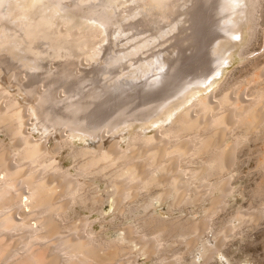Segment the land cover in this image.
Instances as JSON below:
<instances>
[{
    "label": "bare ground",
    "instance_id": "1",
    "mask_svg": "<svg viewBox=\"0 0 264 264\" xmlns=\"http://www.w3.org/2000/svg\"><path fill=\"white\" fill-rule=\"evenodd\" d=\"M262 1L0 0V76L7 79L0 83V129L8 139L0 141V264H131L122 260L132 254L131 242L144 262L181 264L190 253L186 264H207L233 230L264 219L259 204L236 212L212 243L201 238L233 195L226 176L247 142L257 145L260 176L251 198L264 201V69L235 83L217 79L241 29L251 46ZM198 30L202 41L193 46ZM177 63L184 75L163 102L116 110V118L111 113L100 123L87 116L108 94L95 87L110 67L119 66L116 98L130 102L161 89ZM97 65L102 69L88 74ZM87 83L92 91L79 89ZM9 85L16 87L12 95ZM18 96L31 101L20 106ZM57 130L62 135L47 147ZM101 178L105 193L96 190ZM185 204H201V216L182 217ZM76 207L100 216L113 208L110 214L135 216L136 223L105 241L90 231L88 217L68 220ZM167 243L178 244L172 261L159 254Z\"/></svg>",
    "mask_w": 264,
    "mask_h": 264
},
{
    "label": "rangeland",
    "instance_id": "2",
    "mask_svg": "<svg viewBox=\"0 0 264 264\" xmlns=\"http://www.w3.org/2000/svg\"><path fill=\"white\" fill-rule=\"evenodd\" d=\"M259 12L257 14L258 15V18H257L258 23L256 26L255 35H254L255 37H253L251 44L249 43L251 46H249V48H247L248 44L245 41L246 32L244 30L245 33H243V29H241L237 33V37H235L232 41L233 43H232V50L231 51H233V52L231 54H230L231 51L227 52L226 55L227 56L230 55L229 59H227L226 62H223V67H222L223 71L221 72V74L219 73L217 75V79L220 78L219 80H224V78L225 79L229 78V80H231V83L232 82L235 83L237 80L242 79V77L245 74H247L248 72H250L252 69L254 70V72H260L262 69H264V57H263L264 56V0L262 1V6L260 7ZM213 22L214 21H212V23ZM210 23L211 22L208 21L207 23H205V25L208 26ZM211 26H214V25L211 24ZM211 29H215V27L211 28ZM232 31H235V30H232ZM198 35H199L198 36L199 38L196 39V43L193 44V46L199 45L200 41H202L201 30H198ZM212 35H214V34H212ZM201 44L203 45L204 42H201ZM246 44H247V47H246ZM108 45H110V44H108ZM168 45L169 44H167V45L165 44L166 47ZM186 46L187 45L182 44L181 48L185 49ZM238 46H240V47H238ZM245 47L247 48L246 51H248L249 53L246 56L239 57V53L241 51H243V49H246ZM107 49H109V48H107ZM172 50L173 49H170V48L168 49L169 52L170 51L172 52ZM105 51L106 52L108 51V53H110L109 56H107L108 58L110 56H113V55H111L110 50H105ZM105 51H104V53L106 55L107 53ZM199 54L203 56V52L201 53V51H199ZM202 58H203V60H205V55ZM180 66H181V63H179V64L177 63L174 74L171 75V78L169 79V81L164 86L160 87L161 89H157V91L153 90V91H151L150 94H149V92L140 93V94H138L140 96L136 95V97L133 98L134 100L132 99V100H130V102H126V98L125 99L124 98H122V99L116 98L117 93H116L115 87L118 86V87H116L118 90H120V87L122 88V85H120V81L116 80L118 78L117 76L119 75L118 74L119 66L118 67L117 66L110 67L109 68L110 71L108 73H105L104 75H101V76L99 75L100 78H103L105 76L104 81L101 82L102 86H100V88H99V84H96L97 86L95 85L96 86L95 88L99 89V91L102 88L103 91L106 90V92H108V94L104 96L105 99L102 97V98L98 99L99 101L96 100V103L92 107L89 108L90 110L88 111L87 116H89L91 114L90 116H92V117L89 116L91 118V120L100 123V122L104 121L105 118L112 117L111 113H113L116 110H120V111L129 110L128 112H130V111L138 112L141 109L142 110L147 109V108L152 107V105L155 106V105L163 102L171 94H173L180 86L181 76L184 75V74L182 75L180 70H178L180 68ZM207 66H209V67L211 66V63L209 61L206 63V67ZM102 67L103 66L97 65L96 67L92 68L93 70H91L90 73H88V74H90V75L95 74L96 71L98 69H102ZM65 70H68L70 72L71 69L67 66V67H65ZM107 74H109V75H107ZM5 75L6 74L3 72L0 76V83L1 84L4 83V79L7 80L6 78H4ZM106 81H108V82H106ZM89 84L90 83H87V84H84L83 86L80 84L81 86L80 85H77V86L78 87L80 86L79 89H81V88L85 89L86 88L85 90L83 89V92L84 91L85 92L92 91V90H90ZM15 88L16 87H12L9 85V87L7 88L8 94L12 95V93H14V91H15ZM245 89H247V88H245ZM241 90H243V89L241 88ZM210 91H211V89L208 92H210ZM77 92H78V89H77ZM147 94L150 96H147ZM108 98H110V99H108ZM157 98L159 100H156ZM160 98H161V100H160ZM18 99L20 101V103H19L20 106H27L29 104V102L31 101V99L29 97L26 98V96L25 97L24 96H18ZM152 99L154 100V102ZM145 100H146V102H144ZM149 100H150V102H149ZM149 103H150V105H149ZM144 104L145 105L147 104V105L143 106ZM133 106L136 107L137 109L134 108ZM95 109H97V110L95 111ZM95 113L97 115H95ZM113 114H114V116L112 117V119L116 118L115 116H117V115H115V113H113ZM22 115H24V113H22ZM119 118H121V116ZM118 119L114 120V121H118ZM28 123L30 124L31 121ZM29 129H30V127H29ZM31 129L32 130H30V131H32V132L34 130L33 135H32L33 138L38 139L40 136V135H38V133L40 134V132H38L36 130V128H34V127H32ZM52 135H54V136H52ZM52 135L49 137V138L53 137L52 139H49V138L47 139V147L49 146V144L56 143L58 141V139L60 138V136L62 135V132H61V130H57V131H54L52 133ZM55 135H56V138H58L57 140L55 139ZM7 140L8 139H7L6 135L0 129V141L7 142ZM50 140H51V142H50ZM87 143H91V141H88ZM246 144H247V146H246ZM246 144H245L246 147L243 146V148L241 149L242 151L239 150L240 152L239 153L237 152V154H236V165L233 169L235 171H233L230 176H226L224 174L230 180V181L228 180L229 181L228 187L230 189L232 188L233 195L229 198H226V200H225V206L226 207L224 206L225 209L217 212L216 215L214 217H212V220L210 221L211 225H210L209 229L201 237L203 239V242H205V243H208V244L212 243L213 242V236H212L213 233L217 230V228L219 229V227L221 225L230 224L232 222V218L236 212H246V211L249 212V211L256 210V207H258L259 204H263V206H264V201L262 200L263 197L251 198L252 191L255 187V184L259 181V177H260V176H258L259 174L255 170L256 168H254L255 163H256L255 157L257 156L256 155L257 154V149H256L257 145H255L252 142H251V145H249V142H247ZM62 151H63V149H62ZM63 154H65V152ZM58 155L61 156L60 153ZM60 161H61L62 167H67L69 165V161H62L61 159H60ZM1 177H2V175L0 174V178ZM101 180H102V178H101ZM104 180H106V179L103 178V180H102L103 184H100V186H98V188H96V190H98V191H102L103 189L106 190L105 187H107L108 182H106V184H105ZM108 191H110V190H108ZM103 192L105 193V191H102V193ZM151 192H152V189H151ZM151 192L149 191V194ZM21 201H24V199L22 198ZM194 205H196V204H194ZM198 205L200 206L201 204H197V207L196 206L192 207L193 205L188 206V204H185V205L181 206L180 208L181 209H182V207H183V209L186 208L185 209L186 211L185 210L182 211L183 209L179 210L180 208L177 210L179 212L182 211L180 213L182 217H183V215H184V217L186 215L188 217L197 218V217L201 216V211L199 212L200 209H198V207H199ZM107 207L108 206L105 204L104 208L107 209ZM195 207L197 208V211L195 210ZM200 207H202V205ZM112 210H113V208L109 209L108 211L110 213H112ZM177 210H175V212H174L175 214L179 213V212H177ZM109 212H107V213L105 212V213L101 214V216H103V217H101L100 215L96 214L95 212L90 214L86 210L84 211L83 209L76 207L75 211L69 214L68 220H70V222H73V223L76 221L77 223L76 222L75 223L79 224L80 220L82 218L88 217L89 218L88 222H92V224L90 226V231L97 234L96 236L98 238H102L105 241H110V240L112 241V240H115L116 238H120V236L123 233L121 231L122 228L124 229V227H127L129 225L133 226L136 223L135 216L133 217L129 214H125V215L121 216V215H118L117 212H114V214H110ZM199 213H200V215H199ZM175 214H173V215H175ZM107 215H109V216H107ZM113 215L114 216L117 215V216L113 218ZM162 215L164 217L168 216L167 214H162ZM98 216H100V217H98ZM79 218H80V220H78ZM98 218H101L104 221H102V220L100 221V219H98ZM106 218H108V220L111 223H109V221ZM94 219H96V220H94ZM103 222L105 224H103ZM242 227L238 228V230L235 229L236 231L233 230V236H231L229 239L226 240L225 246L222 248V251H223L222 254L221 253L217 254L213 258H211L212 260H210L208 262L209 264H264V219H262L258 223V225H256V227L254 226V228H253V225L250 226L249 224H246L244 226L245 228L244 227L242 228ZM148 234H149V232H148ZM136 235H139V234L137 233ZM130 244L132 246V254L122 256V260H127L131 264H156L157 263V262L155 263V260L153 258L149 259L148 262H144V260L146 259L145 256H142L140 252H137L138 247L137 246L133 247L134 243L131 242ZM167 245L169 246V248L166 250H162L159 254H160V257H162V259L172 261V260H174L173 258H174V254L176 253V247H178V244L177 243L176 244L167 243ZM197 247H199V246H197ZM192 257H193V255L190 253H188V254L184 253L180 257L181 258L180 259L181 264L182 263L183 264L188 263L192 259ZM151 261H152V263H151Z\"/></svg>",
    "mask_w": 264,
    "mask_h": 264
}]
</instances>
